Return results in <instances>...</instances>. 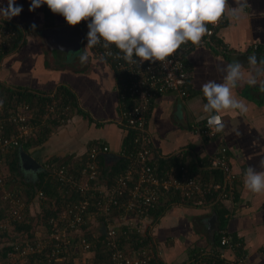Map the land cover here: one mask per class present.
<instances>
[{"label": "crops", "instance_id": "crops-1", "mask_svg": "<svg viewBox=\"0 0 264 264\" xmlns=\"http://www.w3.org/2000/svg\"><path fill=\"white\" fill-rule=\"evenodd\" d=\"M247 2L249 7L239 21L225 16L224 23L216 29L214 37L220 50L206 44L186 53L185 62L190 74L188 95L182 98L167 92L151 103L147 128L152 145L160 156L159 163L176 154L181 156L183 163H187L192 154L199 172H208L209 156L225 146L230 169L237 176L232 200L210 203L205 197L200 203L174 202L160 206L164 207L163 213L153 223L151 235L160 251V258L167 263L186 259L194 247L209 241L217 226H226L241 239L249 263L264 264V193H251L243 185L246 168L251 165L259 171V162L264 159V92L258 86L246 84L233 89V95L247 105V113L241 115L238 110L222 112L226 125L224 131L211 137L199 132L204 121L202 117H205L203 104L206 103L201 85L208 80L222 82L223 73L218 72L217 67L237 60L247 67V58L252 54L258 60L264 59V0ZM228 3L235 6L234 0H228ZM16 4L23 10L10 21L20 25L23 33L15 48L1 56L0 85L4 91L50 96L57 100H61L60 90L64 89L72 94L75 106L65 123L46 127L50 132L44 141L20 149L40 165L44 161L61 162L67 158L73 168L85 160L92 142L106 144L109 147L107 155H120L127 130L116 123L119 116L117 77L107 62L94 57L90 48H86L89 21L76 25L83 29L77 49L54 48L41 36L40 30L67 26L65 18L53 13L46 4L34 11H29L31 0H16ZM0 6L6 7L7 0H0ZM85 51L88 61L81 64L79 56ZM33 102L35 108L39 102L36 99ZM77 108L79 110L76 111ZM39 133L40 130L35 136ZM19 150L18 172L9 184L11 187L38 179L39 170L22 167ZM184 152L188 155L186 161L182 159ZM7 155L0 154L4 172L9 170ZM113 159L104 155L98 157L102 172H108L119 160L118 157ZM210 177L219 181L222 174L219 172ZM38 205L35 204L37 209L34 211L40 209ZM31 207L32 200L29 201L28 219H32L33 225L35 213ZM221 211L223 223L220 225L217 215Z\"/></svg>", "mask_w": 264, "mask_h": 264}, {"label": "built area", "instance_id": "built-area-1", "mask_svg": "<svg viewBox=\"0 0 264 264\" xmlns=\"http://www.w3.org/2000/svg\"><path fill=\"white\" fill-rule=\"evenodd\" d=\"M224 21L222 18L215 25L208 24V32L200 45L218 48L213 35ZM17 28L23 33L20 25L0 17V52L12 47ZM88 30L87 27L86 36ZM194 47L191 42L181 45L165 62L166 66L159 61L141 64L135 57L137 63L130 64L115 45L105 49L101 42L90 48L94 57L107 62L116 73L119 105L116 123L133 132V145H123L117 157H124L125 165L112 174L102 172L99 167L98 157L109 151L102 141L88 146L86 158L78 167L62 161H44L40 169L56 185L58 193V196L47 195L37 190L33 196L39 202L38 212L42 206L51 210L44 223L42 221L46 233L42 236L39 230L33 232L32 242L27 239L9 242L6 245L11 249L7 256L36 253L40 256L38 261L48 264H76L74 254L82 251L93 255L98 243H102L108 249L106 264H250L241 239L226 226H217L213 231L217 240L211 236L208 242L194 247L186 259L173 263L160 258L151 235L155 222L151 212L174 193L192 203H200L205 197L214 203L232 200L235 190L237 176L230 169L225 146L209 156L206 165L210 170H219L221 180L202 179L201 172L189 176L185 163L161 168L160 156L147 128L154 98L167 92L182 98L188 95L186 86L190 74L185 57ZM109 51L113 55H107ZM70 115L71 106L55 97L38 112L25 100L5 102L0 99V154L19 150L39 130L63 124ZM199 132L206 137L216 133L210 130L206 118ZM1 166L0 157V197L6 204V216L0 221V228L12 230L15 223L29 221V202L25 201L19 187L7 186L6 172H1ZM101 224H104V232ZM100 234L103 238L99 241Z\"/></svg>", "mask_w": 264, "mask_h": 264}, {"label": "clouds", "instance_id": "clouds-1", "mask_svg": "<svg viewBox=\"0 0 264 264\" xmlns=\"http://www.w3.org/2000/svg\"><path fill=\"white\" fill-rule=\"evenodd\" d=\"M31 0L29 11L46 4L66 22L75 26L88 22L86 48L101 44L105 49L112 45L122 58L135 64L144 61L165 65L181 45L191 42L199 46L208 32V24L215 25L227 16L239 21L249 7L247 0ZM16 0H7V6H0V17L11 20L22 12ZM90 18V19H89ZM35 28V24L32 25ZM107 55H113L111 51ZM81 64L88 61L85 51L79 56ZM247 67L240 61L218 66L223 73L222 82L208 80L201 85L206 103L203 112L210 130H225L221 113L238 110L243 115L247 105L233 95V89L242 85L259 87L264 92V59L255 54L247 58ZM261 170L248 166L243 173L244 187L254 194L264 193V159L259 162Z\"/></svg>", "mask_w": 264, "mask_h": 264}, {"label": "trees", "instance_id": "trees-1", "mask_svg": "<svg viewBox=\"0 0 264 264\" xmlns=\"http://www.w3.org/2000/svg\"><path fill=\"white\" fill-rule=\"evenodd\" d=\"M19 38H21V31H20L19 28H17V38L14 40L13 45H12V47L9 50H12L13 48H15V46L19 42ZM213 38L215 39L214 35H213ZM220 48L221 47H218V48H215V49L220 50ZM9 50H7V51H9ZM4 53L5 52H0V59H1V56ZM0 89H1L0 92L2 93V96H0V99L4 100L5 102L9 101L11 99L25 100L28 103H30L32 105V107H33V103H34L33 100L36 99V102H39L38 105H37L38 109L42 110V111L44 109V105L51 100L50 96L43 97V96L30 95V94H28L26 92H24V93L23 92L22 93L21 92L15 93V92H12L10 90L9 91L8 90L4 91L3 90L4 87L1 86V85H0ZM60 92L62 94V97H61L60 101L64 102V103H68L71 106V113H72V110L75 107L72 94L69 93L68 91L64 90V89H61ZM34 97H36V98H34ZM77 110H79V109L77 108L76 111ZM49 132H50L49 128H42L40 130V133L37 134V136L32 137L28 141H26L24 144H22L21 148L27 149L31 145H35V144H38V143L44 141L46 139V137H47ZM132 138H133V132L131 130H127L126 134H125V136L123 138V145L124 146H128V147L132 146L133 145ZM17 152H18V148L17 149H11V150L6 152V155L7 154H9V155H7L5 157V159H7L6 162H7L8 168H9L8 172L5 173L6 183H7V186L10 187V188H13V187L9 186V184L12 183L13 177H15V174H16L15 172H18L17 164H16V162H17ZM4 154L5 153H2V155H4ZM189 154H191V153H189ZM191 155L189 156L188 162L185 163V166L187 167L188 175L189 176L190 175L195 176L196 173L199 172V170H198V167H197V162L195 161L196 159L191 158ZM184 156L182 157V159L185 158V161H186L188 155L185 154V152H184ZM180 159H181V156H178L176 154V155L170 157L169 160H166V161L165 160L164 161L161 160L160 161L161 163H159V164H160L161 168H164V167H166L168 165L179 166V164L183 163V161L180 160ZM62 162H65V163L67 162L68 163L69 161H68L67 158H65V159H63ZM125 162H126V159L124 157H121L118 160V162L113 163V166L110 169L111 171H108V172L110 174H112V172H115L117 169H119L123 165H125ZM2 167L3 166H1V172H4ZM202 172H204V173H202ZM202 172L200 174V177L202 179H208V178H210V175L211 176H213V175L215 176L216 173H219L220 171L211 169L208 172L205 171V170H202ZM37 173H38V179L36 181L30 182V183H27V184L24 183L23 185L17 186V187L20 188L19 189L20 193L25 198V201L27 203L33 198L34 193L37 190H42L47 195H50L51 193H55L58 196L56 185L46 175V172L42 171V170H39ZM188 201L189 200H186L180 194L174 193L172 196H170V198H167V200L164 202V204L166 205L168 203H174V202H184L185 203V202H188ZM41 208H42L41 209V214H42V219H43V223H44L46 217L51 213V210L48 207H43L42 206ZM163 209H164V207H162V208L159 207V208H155L151 212V215H152L154 220H156V218L163 213ZM222 213H223V211H221L220 214L217 215V220L219 221L220 225L223 223V217H222L223 214ZM5 216H6V204L2 201V199L0 197V221L3 220V218ZM31 224H32V219L31 218L29 219L28 222H23V220H22V221H20L18 223H15L14 228L12 230H14V232L17 235L23 236L24 237L23 240L27 239L29 242H32L34 236H33V230H32V225ZM8 231H10V230L0 228V235L1 236L9 235ZM28 231H29V233H28ZM89 232H87L86 234L89 235ZM12 233H13V231H12ZM99 236H100L99 237V241H100V239L103 238V235L100 234ZM212 239L213 240H217L216 232L213 233ZM10 249H11V246H9V245H6V246L2 247L0 249V256L1 257H6L7 254H8V251H10ZM26 257H28V259L32 262V264H48L44 260L43 261H38V258L40 256L38 254H36V253L27 254ZM92 259H93L92 260L93 264H106L107 263V261H108V249L105 246V244L103 245L102 243H98L97 247L95 248V250L93 252Z\"/></svg>", "mask_w": 264, "mask_h": 264}, {"label": "water", "instance_id": "water-1", "mask_svg": "<svg viewBox=\"0 0 264 264\" xmlns=\"http://www.w3.org/2000/svg\"><path fill=\"white\" fill-rule=\"evenodd\" d=\"M40 34L52 47L69 50L77 49L79 47V42L83 35V29L76 25L52 26L42 28L40 30ZM19 152L22 167L34 171L41 170L40 164L29 154L25 153L21 149L19 150ZM104 156H111L112 158L117 159V156L115 154H104ZM101 231L104 232V224H101Z\"/></svg>", "mask_w": 264, "mask_h": 264}, {"label": "rangeland", "instance_id": "rangeland-1", "mask_svg": "<svg viewBox=\"0 0 264 264\" xmlns=\"http://www.w3.org/2000/svg\"><path fill=\"white\" fill-rule=\"evenodd\" d=\"M35 111L37 112L38 109L35 106ZM72 114V113H71ZM75 116H77L75 114ZM32 213H35V220L36 223H34L32 225V229H38L40 232L38 234H42V236L45 235L46 230H45V226L44 224H42V214L41 212L34 211L35 209H37V207L35 208V204L37 206V204L39 203L36 199L32 198ZM34 200V201H33ZM41 221V224H39ZM38 224V225H37ZM13 231V233H12ZM9 235H0V249L4 246H6V244H8L11 241H15V240H23V236L17 235L14 230H10L8 231ZM76 258V264H90V262L93 260L92 257L93 255L91 253H87V252H77L76 254H74ZM93 262V261H92ZM0 264H32V262L28 259V257L26 256H19V255H13V256H6V257H1L0 256Z\"/></svg>", "mask_w": 264, "mask_h": 264}]
</instances>
